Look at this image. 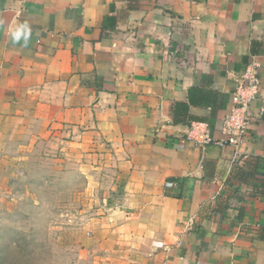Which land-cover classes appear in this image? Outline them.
<instances>
[{
	"label": "crops",
	"instance_id": "crops-1",
	"mask_svg": "<svg viewBox=\"0 0 264 264\" xmlns=\"http://www.w3.org/2000/svg\"><path fill=\"white\" fill-rule=\"evenodd\" d=\"M253 56L240 152L180 148L173 105L219 137ZM50 134L113 196L91 222L102 264H264V0H0V175Z\"/></svg>",
	"mask_w": 264,
	"mask_h": 264
},
{
	"label": "rangeland",
	"instance_id": "rangeland-1",
	"mask_svg": "<svg viewBox=\"0 0 264 264\" xmlns=\"http://www.w3.org/2000/svg\"><path fill=\"white\" fill-rule=\"evenodd\" d=\"M64 147L50 134L13 148L16 171L0 175V264H102L91 222L113 196L93 187Z\"/></svg>",
	"mask_w": 264,
	"mask_h": 264
},
{
	"label": "built area",
	"instance_id": "built-area-1",
	"mask_svg": "<svg viewBox=\"0 0 264 264\" xmlns=\"http://www.w3.org/2000/svg\"><path fill=\"white\" fill-rule=\"evenodd\" d=\"M260 67L261 64L257 56L249 59L239 82L232 91V105L219 127V137L212 134L207 123L192 122L189 124L185 136L180 139L179 147L183 148L188 143L197 148L208 146L224 148L228 146L239 153L252 121L251 104L257 99L260 91ZM262 112L263 110L260 114Z\"/></svg>",
	"mask_w": 264,
	"mask_h": 264
},
{
	"label": "trees",
	"instance_id": "trees-1",
	"mask_svg": "<svg viewBox=\"0 0 264 264\" xmlns=\"http://www.w3.org/2000/svg\"><path fill=\"white\" fill-rule=\"evenodd\" d=\"M94 82H95V87L97 90H99L101 87L96 83L101 81V79L97 76H94ZM196 96V97H195ZM188 100L190 102V105H202V102L199 103L200 100H198L197 98V89H191L189 90L188 93ZM215 102L214 99H211L210 97L207 99V101L205 102V105L208 107H211V109H213V103ZM173 114H172V121L174 123H186V124H190L192 123L193 118L187 116V112H188V106L185 104H181V103H175L173 105Z\"/></svg>",
	"mask_w": 264,
	"mask_h": 264
}]
</instances>
